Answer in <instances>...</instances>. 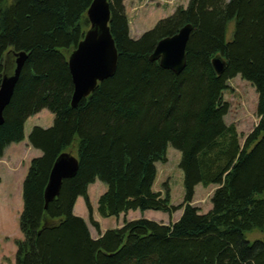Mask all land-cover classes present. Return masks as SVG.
<instances>
[{"label": "trees", "instance_id": "1", "mask_svg": "<svg viewBox=\"0 0 264 264\" xmlns=\"http://www.w3.org/2000/svg\"><path fill=\"white\" fill-rule=\"evenodd\" d=\"M93 1L0 0V83L13 71L14 54L27 55L3 113L0 159L24 140L29 118L42 110L54 115L51 128L35 127L28 137L42 156L31 161L23 182L16 263L264 264V239L251 244L246 238L264 235V0H188L139 39L130 37L126 0H107L117 69L73 108L68 59L90 28L86 13ZM186 25L192 27L186 67L176 75L150 56ZM215 57L224 62L220 75ZM237 76L258 95V123L243 143L225 123L230 106L223 92ZM168 145L181 154L178 207L168 192L153 191ZM63 153L73 154L79 169L45 209L50 171ZM96 180L107 187L98 199L103 218L149 210L182 215L168 225L125 222L93 239L73 209L82 197L91 210L87 192ZM198 185L217 186L204 215L191 205Z\"/></svg>", "mask_w": 264, "mask_h": 264}, {"label": "rangeland", "instance_id": "2", "mask_svg": "<svg viewBox=\"0 0 264 264\" xmlns=\"http://www.w3.org/2000/svg\"><path fill=\"white\" fill-rule=\"evenodd\" d=\"M145 0H142L143 2ZM188 0H150L138 4L137 9H131L132 4H126V15L132 26L129 31L132 39H139L144 33L151 31L156 24L169 18L178 7L186 8ZM235 23L227 25L225 40L233 39ZM228 89L223 92V100L230 106L225 123L233 125L243 143L245 137L256 127L258 95L255 88L240 76L228 81ZM54 115L48 110H42L32 116L24 126V140L20 143L9 145L0 159V264H17V242L22 240L19 229V219L23 212L22 187L28 173L31 161L42 156L40 150L32 148L28 137L33 128L49 129L53 126ZM73 155V154H72ZM74 156V155H73ZM181 154L171 145L166 151V162L156 164L157 177L153 185L155 193L163 196L168 192L170 204L178 207L183 203V173L179 167ZM217 186L210 185L195 187L192 206L199 209L201 215L207 214L212 209L211 197ZM107 190L104 183L96 180L88 187V199L91 210L84 198L79 197L73 209L76 217L83 219L93 239L109 230L120 229L125 222L147 220L164 225L175 223L182 215L176 212L172 217L159 211H130L117 217L103 218L98 214V199ZM91 220L98 223L94 228ZM247 241L253 243L263 240L264 235L253 232L246 235Z\"/></svg>", "mask_w": 264, "mask_h": 264}, {"label": "water", "instance_id": "3", "mask_svg": "<svg viewBox=\"0 0 264 264\" xmlns=\"http://www.w3.org/2000/svg\"><path fill=\"white\" fill-rule=\"evenodd\" d=\"M86 16L90 28L68 59L74 86L71 101L73 108L77 107L82 99L89 97L99 84L112 78L117 69L118 54L109 29L108 1L94 0ZM191 32V25H186L174 36L160 40L150 56V61L158 62L162 69L180 75L186 67V46ZM26 60V53H15L13 71L5 75L0 83V126L4 124V110L11 102ZM212 66L220 75L224 62L220 57H215ZM78 169V159L71 153H63L58 157L50 171L44 191L45 209L59 196L63 181L74 178Z\"/></svg>", "mask_w": 264, "mask_h": 264}, {"label": "crops", "instance_id": "4", "mask_svg": "<svg viewBox=\"0 0 264 264\" xmlns=\"http://www.w3.org/2000/svg\"><path fill=\"white\" fill-rule=\"evenodd\" d=\"M142 0H126L125 2H124V6H125V12H127V10H126V4L127 3H131L132 4V7H131V9L133 10V9H137V5L138 4H141V3H144L145 1H150V0H145V1H143V2H141ZM127 16V15H126ZM128 18V17H127ZM128 22H129V31L131 30V26H132V24H131V22H130V20L128 19ZM30 119V118H29ZM28 119V120H29ZM27 120V121H28ZM197 188V187H196ZM194 200V199H193ZM179 212V211H178ZM181 217V216H180ZM178 220V219H177ZM174 223V222H173Z\"/></svg>", "mask_w": 264, "mask_h": 264}]
</instances>
